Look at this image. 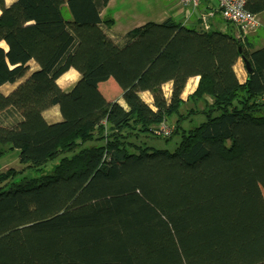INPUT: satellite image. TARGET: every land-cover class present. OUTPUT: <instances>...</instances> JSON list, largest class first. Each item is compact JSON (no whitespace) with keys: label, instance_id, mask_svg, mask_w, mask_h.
<instances>
[{"label":"trees","instance_id":"16d2710c","mask_svg":"<svg viewBox=\"0 0 264 264\" xmlns=\"http://www.w3.org/2000/svg\"><path fill=\"white\" fill-rule=\"evenodd\" d=\"M110 1L0 0V89L38 66L0 90V158L18 150L37 172L58 160L18 182L0 170V264H264V48L173 18L116 42L101 17ZM247 9L258 15L264 0ZM240 58L253 69L245 83ZM70 69L80 78L62 90ZM193 77L188 100L204 103V121L184 129ZM111 78L125 107L98 90ZM54 106L62 120L50 124ZM175 116L170 137L154 133ZM136 135L180 142L153 149Z\"/></svg>","mask_w":264,"mask_h":264},{"label":"crops","instance_id":"0c3cea01","mask_svg":"<svg viewBox=\"0 0 264 264\" xmlns=\"http://www.w3.org/2000/svg\"><path fill=\"white\" fill-rule=\"evenodd\" d=\"M15 1L16 0H13V2H15ZM173 7H174V5L168 10V12L163 16V18L161 20H159L157 22H152V23L162 24L166 20H168L169 18H173L176 22L179 23L178 19L175 17V11L176 10ZM262 14L264 15V11L259 13L258 15L260 16ZM101 17L102 18L110 17L113 19L114 25L112 26V28L109 30L108 33H109V37L116 42H120L121 37L126 36L130 32L140 28L141 26H143L147 23H151V22H146V23L145 22H135L134 21V15L131 12H129V10H120L119 9V4H118L117 0H111L109 2L107 7L102 11ZM218 22H219V20H216V22H215L216 23L215 26L217 29L221 28V26L219 25ZM260 22H261L260 28L262 30H264V18H262V20H260ZM186 27H189L192 29L196 28L198 30H201V26L195 20L190 22ZM259 29L257 30L256 33H258ZM229 30H230V27H228L226 29V32H228ZM252 42H253V40H252ZM253 45H254L255 50H259V49L264 48V44L256 46L255 43L253 42ZM31 63H34V62H31ZM31 63L29 64L31 69L25 78L19 80L18 82L14 83V84H6V85L1 87L0 90L4 95L10 94L12 91H14L19 86L20 83L24 82V80L27 77H29V75L31 73L38 70V66L34 63L36 66L34 68H32ZM234 70L236 72V75L238 77L239 82L245 83L249 74H248V71L246 68V64L245 65L243 64V58H240L237 61L236 65L234 66ZM72 72L74 74L73 80L69 85L64 86V87H61L60 85H58L62 90H66L70 86L72 87L79 80L80 75L74 69H70L64 75L72 73ZM198 84H199V78L198 77L190 78L187 81L185 89H184L183 94H182V99H183L184 103L187 102L188 97L196 91ZM163 89H164V93H165L166 98L170 99L171 92H172V83L166 84ZM98 90L107 102L119 103L120 105L125 107V103L123 101V92L114 79L111 78L107 82L100 83L98 85ZM141 97L149 106H152L153 98L149 92L141 93ZM207 100L211 101V99L209 97H207ZM43 116H44L45 120L50 124H54V123L60 122L62 120L58 106H54V107L49 108L48 110H46L43 113Z\"/></svg>","mask_w":264,"mask_h":264},{"label":"rangeland","instance_id":"374dc122","mask_svg":"<svg viewBox=\"0 0 264 264\" xmlns=\"http://www.w3.org/2000/svg\"><path fill=\"white\" fill-rule=\"evenodd\" d=\"M5 2L8 6L14 3L13 0H5ZM117 2L119 4L120 10H129V12L134 15L135 22H157L163 18V16L173 5V8H176L172 0H117ZM257 16L259 20H262V18H264L263 14ZM256 32L252 36H250L251 41L253 40L256 46L264 44V30L260 28L258 33ZM245 61L246 60L243 58L244 65ZM31 65L32 68L36 66L34 63H31ZM69 88H67L66 90H68ZM211 101L208 102L212 103ZM204 107L205 105L203 102L195 104L194 102L189 100H187V102L182 105L181 114L187 117V119L182 123L184 129L191 128L192 124H199L204 121V116L201 114ZM190 111L194 112L195 114L189 115ZM177 121L178 117L175 116L169 121V124L171 125V127H175ZM129 141L137 146H147L153 149L174 151L176 145L180 142V137L175 136L172 138L170 143H168L165 141V139H156L155 137L136 135L130 137ZM57 164L58 160L54 161L49 166L44 167V169L40 172H37L36 169L27 170L19 164L18 150H13L0 158V168L3 173L8 172L9 170H16L19 173V176H17V178L15 179L17 182L21 181V179L23 178H41L45 175H49L54 171Z\"/></svg>","mask_w":264,"mask_h":264},{"label":"built area","instance_id":"2783aa9c","mask_svg":"<svg viewBox=\"0 0 264 264\" xmlns=\"http://www.w3.org/2000/svg\"><path fill=\"white\" fill-rule=\"evenodd\" d=\"M175 4V17L182 26L195 20L204 32H224L232 27L237 39L245 41L259 28L258 16L247 9L249 0H172ZM219 20L221 28H216ZM157 136L168 138L172 127L161 124L155 128Z\"/></svg>","mask_w":264,"mask_h":264},{"label":"bare ground","instance_id":"6f19581e","mask_svg":"<svg viewBox=\"0 0 264 264\" xmlns=\"http://www.w3.org/2000/svg\"><path fill=\"white\" fill-rule=\"evenodd\" d=\"M73 75H74L73 72L64 75L63 77H61V78L57 81V84L60 85L61 87H64V86L69 85V84L72 82V80H73Z\"/></svg>","mask_w":264,"mask_h":264},{"label":"water","instance_id":"95a60500","mask_svg":"<svg viewBox=\"0 0 264 264\" xmlns=\"http://www.w3.org/2000/svg\"><path fill=\"white\" fill-rule=\"evenodd\" d=\"M245 64H246V68H247L248 74L251 75L253 73V69H252L251 63L246 60Z\"/></svg>","mask_w":264,"mask_h":264}]
</instances>
